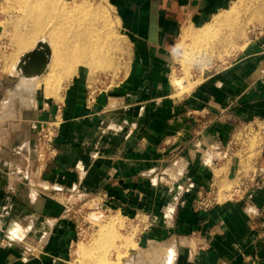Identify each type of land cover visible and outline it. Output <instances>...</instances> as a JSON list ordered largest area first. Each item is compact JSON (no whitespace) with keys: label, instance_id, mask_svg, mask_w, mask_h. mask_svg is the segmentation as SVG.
<instances>
[{"label":"crops","instance_id":"0c3cea01","mask_svg":"<svg viewBox=\"0 0 264 264\" xmlns=\"http://www.w3.org/2000/svg\"><path fill=\"white\" fill-rule=\"evenodd\" d=\"M236 1L103 0L132 45L114 89L73 72L58 100L45 104L36 92L20 109L6 102L0 264H72L84 198L148 221L139 246L175 245V255L164 262L161 254L155 264H264V186L248 201L206 213L193 206L201 188L231 186L240 162L223 150L248 124L257 126L264 170V35L192 91L178 97L172 83L184 29L203 27ZM8 82L0 80V91ZM56 117L58 157L41 162L38 123Z\"/></svg>","mask_w":264,"mask_h":264},{"label":"rangeland","instance_id":"374dc122","mask_svg":"<svg viewBox=\"0 0 264 264\" xmlns=\"http://www.w3.org/2000/svg\"><path fill=\"white\" fill-rule=\"evenodd\" d=\"M56 1L59 5L64 7L68 5L70 8L85 2L90 4L91 7L93 6L94 10L90 16H95L96 25L111 34V36L109 35L111 41L110 39L109 41L114 45V48L109 49L107 52L109 55L105 54L108 58L104 57L103 61L109 59V63L112 62V64L108 67L107 65L100 67L97 64L92 66L88 63H66L63 66L55 67L53 56L51 73L54 71L53 75L56 77H54L55 80L52 78L51 87L43 83L46 78L42 77L45 75L44 73L36 76L35 82L25 88L21 83L25 76L21 77L20 75H25L24 72L26 71L22 66H19V63L22 61V57L35 50L38 43L43 42L44 39L39 37L29 49H17V44L12 40L16 30L13 23H16L22 16V11L18 6V0H1L0 80L9 78L11 82L5 84V91H0V110H3L2 108H4L6 102L10 101H15L18 105L17 108L20 109L27 101L29 103L36 92L43 99L45 98V104L49 103V100L60 99L64 84L71 79L73 72H76V74L83 72L91 78L92 84L98 85L97 88L108 89L109 91L114 89L121 79L120 76L126 71L127 55L132 49V45L130 40L124 37L125 33L120 28L116 11L103 0ZM226 12L234 14V17L231 18V14L223 12L224 15L221 13L222 15H218L212 22L203 27L197 29L187 27L184 29V31H190L192 37L191 39L190 37L189 39L185 38L183 31V35L179 39L172 79L173 77L176 78L175 76L177 78H183L184 76L185 79H183L187 81L188 85L184 88L185 91L184 89L181 91L175 90L178 97L192 91L196 82L211 77L214 73L231 65L235 59L238 60L243 57L242 52L245 44L253 37L264 35V0H237L232 9ZM223 17L226 18L225 23ZM228 17H230V20H228ZM221 23L224 26L219 25ZM210 25L212 26L210 27ZM201 33L204 35L203 39L199 38L201 35L195 38L197 40L193 38ZM37 59L40 63V58L37 57ZM110 66H112L111 69ZM106 67L108 69H105ZM29 80H32V78H29ZM45 87L50 90L48 92H53V94L48 93V95H45L47 94ZM229 187L223 186L222 189L226 190ZM79 204L84 207L83 213L78 214L82 234L74 249L72 264H148V262L154 264L156 263L155 259L160 262L161 254L166 259H164L165 262L169 257L176 254L175 247L172 245L167 247L163 245V241H159L160 244H152L153 246L149 242L145 246L138 245V238L140 237L138 234L142 231L143 224L148 223L145 219L138 218V220H135L134 215L123 214L121 211H115V209H106L99 205L98 200L92 198H84L79 201ZM137 222L139 223L138 226L136 225ZM100 255L104 256L101 257ZM105 255L108 257L106 258ZM100 257L101 259L105 258V262H102Z\"/></svg>","mask_w":264,"mask_h":264},{"label":"bare ground","instance_id":"6f19581e","mask_svg":"<svg viewBox=\"0 0 264 264\" xmlns=\"http://www.w3.org/2000/svg\"><path fill=\"white\" fill-rule=\"evenodd\" d=\"M18 6L22 11V16L18 19L16 23L15 22L13 23L14 26L16 27L15 28L16 30H15V35L12 39L13 42L17 44L18 46L17 49H21V50L29 49L35 44V41L39 37L44 39L42 40L43 42L38 43L35 50L27 53L24 57H22L21 59L22 61L19 63L20 64L19 66H22V68L26 71V72L23 71L25 75H20L21 77L25 76V78L21 80V83L23 86H25V88H27V86L35 82L36 76L44 73L45 75L42 77H46V78L44 79L43 83H45L46 86L51 87L50 84L52 78L54 79V77H56L53 75L54 71L51 73V69H52L51 65L53 63V60L55 67L63 66L66 63L67 64L88 63L92 66H94V64H97L100 67L102 65L104 67L105 65H107L108 67V65L112 64V62L109 63V59L108 60L105 59L106 61H103L104 57L105 58L107 57L105 54L109 51V49L114 48V45H112V43L110 42L111 34L108 33V31L100 28L99 25H96V17L90 16L92 11L94 10V8H92L93 6L91 7L90 4H87L85 2L77 6H73V7L71 6L70 8L68 7V5L67 7L66 6L64 7L63 5L62 6L59 5L56 0H18ZM225 13L227 12L225 11ZM222 14L224 15V13ZM227 14H231V13H227ZM233 15L234 14H231V18L234 17ZM225 19L226 18H224V23H225ZM228 20H230V17H228ZM219 25L224 26V24L222 23ZM211 26L212 25H210V27ZM203 34L202 33L197 34V36L196 37L194 36L193 38L195 39L200 35L201 36L199 38H202L204 37ZM184 37L188 39L190 37L191 39L192 37L191 32L185 30ZM46 42L48 44H45ZM46 49H50L51 54L47 55L48 60L45 63L40 64L37 58L30 59L29 55H31L32 53H35L36 51L45 52ZM107 54L109 55V53ZM28 57H29V61H27ZM110 58L112 57L110 56ZM107 67L105 69H108ZM111 68L112 66H110V69ZM175 77L176 78L173 77L174 80L172 79V83L175 86V90H179V91L183 90L188 85L187 81L184 80L185 79L184 76H183L184 79L181 77L177 78V76ZM29 78H32V80H29ZM46 89H47L46 90L47 94L45 95H48V93H50L48 91L50 90H48V88ZM50 94H53V92ZM103 256L104 255H102L101 257ZM102 259L101 261L105 262V258L103 260Z\"/></svg>","mask_w":264,"mask_h":264},{"label":"built area","instance_id":"2783aa9c","mask_svg":"<svg viewBox=\"0 0 264 264\" xmlns=\"http://www.w3.org/2000/svg\"><path fill=\"white\" fill-rule=\"evenodd\" d=\"M94 93L95 91L91 95H94ZM59 129L60 121L57 117L52 121H39L34 147L35 156L39 161L50 162L57 159L56 138ZM254 129L256 130L257 126L246 125L238 136L232 142H229L223 150L229 157L238 155L237 159L240 162L236 177L229 189L223 190L215 183L201 188L198 191V197L193 201L195 210L206 213L220 204L248 201L259 188L264 186V170L259 167L256 160L258 137L254 134ZM261 130H263V127ZM138 218V216L134 217L135 220H138ZM136 225L138 226L139 223L137 222ZM149 227V223L143 224L142 231H147ZM80 229L79 223L77 242L82 234ZM38 251L40 249L27 250L30 255L36 254Z\"/></svg>","mask_w":264,"mask_h":264},{"label":"water","instance_id":"95a60500","mask_svg":"<svg viewBox=\"0 0 264 264\" xmlns=\"http://www.w3.org/2000/svg\"><path fill=\"white\" fill-rule=\"evenodd\" d=\"M48 54H51V50L50 49H46L45 52L44 51H36L35 53H32L31 55H29V57H30V59L38 57V58H40V64H43V63H45L48 60V57H47ZM29 57H28L27 61H29Z\"/></svg>","mask_w":264,"mask_h":264}]
</instances>
